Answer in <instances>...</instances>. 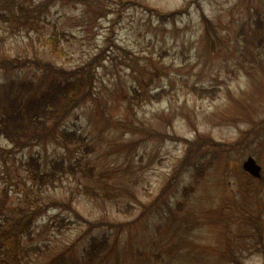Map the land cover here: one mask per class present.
I'll return each instance as SVG.
<instances>
[{"label":"rangeland","instance_id":"1","mask_svg":"<svg viewBox=\"0 0 264 264\" xmlns=\"http://www.w3.org/2000/svg\"><path fill=\"white\" fill-rule=\"evenodd\" d=\"M123 1L53 0L45 8L46 0H0L7 13L0 57L74 68L110 43L96 97L62 123L85 142L50 139L21 149L0 137V264H51L61 253L53 264H237L227 257L232 249L240 264H264V182L246 190L251 178L242 167L252 155L264 175V0H143L166 12L187 5L174 18ZM203 13L212 22L210 44ZM63 30L55 48L51 35ZM41 74L32 63L0 68V84ZM247 130L242 143L225 145ZM36 154L45 167L54 157L80 159L93 173L78 169L36 188L25 168ZM210 157L180 205L184 187L197 183L195 165ZM34 207L44 211L30 235L2 232L8 215ZM92 235H107L110 248L90 260Z\"/></svg>","mask_w":264,"mask_h":264},{"label":"trees","instance_id":"2","mask_svg":"<svg viewBox=\"0 0 264 264\" xmlns=\"http://www.w3.org/2000/svg\"><path fill=\"white\" fill-rule=\"evenodd\" d=\"M52 1L53 0H46L43 4L44 7L47 8ZM136 1L150 12L160 15L162 18H174L178 14L185 12L187 8L186 5V7L166 12L143 0ZM121 3H124V1L121 0ZM17 8L21 11L26 10V7L22 3H19ZM0 15L6 16L7 13L0 11ZM202 18L206 24V36L210 44L213 42L214 38L209 31L212 27V22L204 13L202 14ZM63 33H65L66 37V32L64 30L55 31L51 35V40L54 42H52V45L55 48L58 47V35L64 36ZM109 40L111 41V38H109ZM109 45L110 43H108L106 47L100 49L99 52L95 53L88 60L74 68H65L55 64L49 59L40 57L25 59L0 57L1 69H22L23 66H27L29 63L42 68V74L38 81L31 77L20 80L10 78L9 80L2 81L0 84L3 86L2 88L0 86V137L6 139L13 146L21 149L34 144L45 143L50 139H60L61 142L65 144L71 141L85 142L86 137L79 130L62 127V123L79 105L87 99L96 97L94 87L98 78L97 68L102 63L103 53L106 52ZM113 45L115 44L113 43ZM202 89L206 91L209 90L212 96L215 95V91L212 89ZM156 94L158 97L155 95L153 96L160 98L161 92H157ZM247 132L248 130L246 133ZM249 132L245 134L242 139L233 143H226L225 145L233 149L237 144L244 141V138L248 136ZM151 135H159L162 137L169 136L167 133H152ZM205 143L206 139L203 138L201 144ZM192 145L190 149L193 148ZM223 148L228 149L227 147ZM215 160V157H210L201 160L195 165L194 176L197 183L184 187L183 199L180 201V205L185 204L186 206L190 194L196 188V184L205 177L207 169L212 166ZM80 161V159H76L74 162L68 163L66 159L62 157H54L50 160L48 166L45 167L41 156L36 154L30 155L25 161V168L28 171V176L32 183L36 185V188L47 189L60 181L65 175H75L78 169L84 173H93V166L86 165L85 163L84 166H81ZM228 165L229 164L226 163L225 167ZM178 171H180V169ZM250 178V182L245 181L246 190L248 191H250L252 181H254L252 177ZM260 181L263 183L264 177ZM169 186L170 185L164 186L162 194L168 190ZM53 203L58 204V202ZM43 209L44 207H39L38 209L36 207L32 209L29 208L27 211L25 209L21 211L20 209L17 213H14L15 215H8L7 220L9 226L3 228L2 232L14 239L30 235L34 228L35 219L44 211ZM145 212L146 210H143L141 215ZM83 221L87 220L84 219ZM254 224L260 232L262 230L260 225L255 222ZM260 242L263 243L261 235ZM16 246H18V244H16ZM262 246L264 250V245ZM109 248L110 239L107 235H92L85 248L84 256L93 260ZM62 256V253L57 255L51 261V264L59 262ZM227 257L237 264H240L233 250L230 251Z\"/></svg>","mask_w":264,"mask_h":264},{"label":"water","instance_id":"3","mask_svg":"<svg viewBox=\"0 0 264 264\" xmlns=\"http://www.w3.org/2000/svg\"><path fill=\"white\" fill-rule=\"evenodd\" d=\"M244 168L255 176L261 175V166L256 162L255 158L249 156L244 162Z\"/></svg>","mask_w":264,"mask_h":264}]
</instances>
